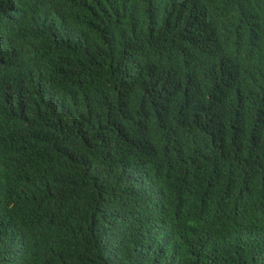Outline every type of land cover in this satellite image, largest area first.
<instances>
[{
    "label": "trees",
    "instance_id": "16d2710c",
    "mask_svg": "<svg viewBox=\"0 0 264 264\" xmlns=\"http://www.w3.org/2000/svg\"><path fill=\"white\" fill-rule=\"evenodd\" d=\"M0 264H264V0H0Z\"/></svg>",
    "mask_w": 264,
    "mask_h": 264
}]
</instances>
